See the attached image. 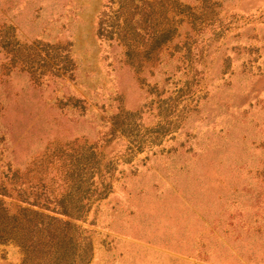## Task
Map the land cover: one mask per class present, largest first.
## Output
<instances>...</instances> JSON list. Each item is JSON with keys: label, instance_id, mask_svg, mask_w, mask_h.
<instances>
[{"label": "rangeland", "instance_id": "rangeland-1", "mask_svg": "<svg viewBox=\"0 0 264 264\" xmlns=\"http://www.w3.org/2000/svg\"><path fill=\"white\" fill-rule=\"evenodd\" d=\"M158 2L137 62L124 0H0V207L52 205L83 144L81 264H264V0Z\"/></svg>", "mask_w": 264, "mask_h": 264}, {"label": "trees", "instance_id": "trees-1", "mask_svg": "<svg viewBox=\"0 0 264 264\" xmlns=\"http://www.w3.org/2000/svg\"><path fill=\"white\" fill-rule=\"evenodd\" d=\"M159 10L161 6L157 0H124L122 3L123 26L134 32L136 46L131 51L137 57V62L149 60L144 58L145 53L159 46L161 31L152 25V14ZM75 148L77 152L66 151L57 158L54 166L52 163L55 173L60 177L61 186L57 195H54L52 205H49L47 195L42 197L45 201L41 203L37 201L39 195H36L27 203L38 209L18 206L9 213L6 208L0 207V242L11 241L16 244L23 254L22 262L27 261L28 257L37 256V260L43 264H81L88 253V239L79 233L74 234L70 219L79 217L76 210L84 207L81 199H90L89 193L95 194L101 188L98 185L100 182L95 185L91 179L99 163L93 148L88 149L83 144ZM48 180L53 182L52 177ZM42 210L64 218L60 219Z\"/></svg>", "mask_w": 264, "mask_h": 264}]
</instances>
